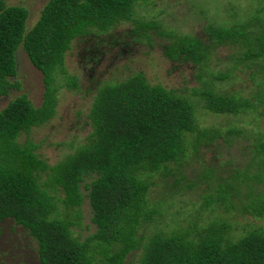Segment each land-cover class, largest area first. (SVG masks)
<instances>
[{
  "label": "trees",
  "instance_id": "16d2710c",
  "mask_svg": "<svg viewBox=\"0 0 264 264\" xmlns=\"http://www.w3.org/2000/svg\"><path fill=\"white\" fill-rule=\"evenodd\" d=\"M141 1L48 0L27 29L26 9L0 0V97L19 88L12 82L19 48L43 84L39 106L21 93L0 110V226L9 219L23 229L35 243L39 264H125L137 248L138 264H264V227L244 233L236 222L244 215L264 221V137L253 136L246 169L205 183L191 214L171 212L173 205L160 200L151 203L147 195L155 185L152 179L172 176L176 184L188 154L194 156L200 141H214L220 130L198 128L191 100L149 84L142 73L97 87L86 142L55 165L39 157L36 144L18 142L22 132L54 116L61 86L77 89L64 68L72 41L107 33L124 22L131 25L133 43L151 44L152 31L169 39L162 51L166 59L198 68L202 87L195 95L208 113L235 116L264 109V0H251L258 5H249L232 23L208 21L201 36L159 30L155 21L137 17L135 5ZM220 48L227 52V73L258 65L255 104L213 89L214 80L227 76L209 70ZM251 167L254 171L248 173ZM211 172L208 167L201 177ZM57 193L65 208H79L87 200L95 232L83 240L74 236V222L61 216ZM167 220L171 227L137 235L141 222L169 226ZM239 228L243 233L232 237L231 231Z\"/></svg>",
  "mask_w": 264,
  "mask_h": 264
},
{
  "label": "rangeland",
  "instance_id": "374dc122",
  "mask_svg": "<svg viewBox=\"0 0 264 264\" xmlns=\"http://www.w3.org/2000/svg\"><path fill=\"white\" fill-rule=\"evenodd\" d=\"M47 1L5 0V3L26 9L28 29L37 21ZM249 5L252 8L258 3L251 0H144L135 5V13L142 20L155 21L160 25L159 30L164 32L201 36L203 25L208 21L232 23L249 10ZM130 29L131 25L124 22L109 30L108 34L95 35L93 32L72 41L64 58V68L68 76L75 78L77 89L69 90L61 86L57 93L54 116L43 125L22 132L18 136V142L29 141L36 144L39 157L49 166L55 165L86 142L91 131L88 114L97 87L104 82H119L133 74L142 73L149 84H158L191 100L198 128L220 130L214 141L201 140L196 154H188L175 175L178 180L176 184L173 183L172 176L152 179L155 185L149 191L147 200L151 203L160 200L172 204L171 212L178 210V214H191L197 206V195L202 192L207 181L217 177L227 179L235 170L246 169L244 166L252 156L250 144L253 136L264 137V109L247 110L235 116L208 113L199 96L195 95V92H201L202 87L197 78L198 68L188 61L166 59L162 52L169 40L166 37L153 36L150 31L151 44L144 40L133 43L128 34ZM226 53L224 48L217 49L209 62L212 74H217L218 71L221 74L227 73L229 66L226 65ZM15 60L16 75L12 82H16L19 88L0 97V110L10 99L21 93H25L35 107L42 101L43 84L40 73L29 63L20 48L16 51ZM258 68V65H253L250 69L231 70L221 81H213V89L220 94L248 98L255 104L253 96L259 90L256 76L261 72ZM59 83L63 84L61 78ZM232 128L238 130L227 134ZM185 138L191 140L190 136ZM175 166L176 169L179 167L177 164ZM208 167L213 172L207 178L201 177ZM253 168H247L248 173L254 171ZM197 179L196 185L191 186L190 181ZM163 180V185L159 184ZM61 198V193H57V206L62 212L61 216L65 218L66 215L68 220L74 222L71 228L74 236L83 240L95 232V227L90 222L91 212L87 200L84 199L79 208L70 209L63 207ZM167 221L169 226L158 222H141L137 235L144 237L159 227H171V222ZM236 222L242 226L244 233L255 227H264V221L248 215L238 216ZM240 230L241 228L232 230L231 236L238 237L243 233ZM35 249L34 241L23 229L15 226L12 220L7 219L1 223L0 264H39ZM139 256L140 249L137 248L125 258V264H138Z\"/></svg>",
  "mask_w": 264,
  "mask_h": 264
}]
</instances>
